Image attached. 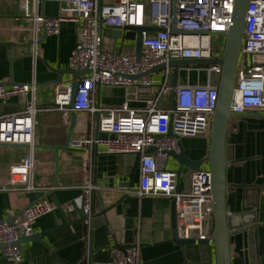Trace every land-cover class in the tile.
I'll use <instances>...</instances> for the list:
<instances>
[{
	"label": "built area",
	"instance_id": "obj_1",
	"mask_svg": "<svg viewBox=\"0 0 264 264\" xmlns=\"http://www.w3.org/2000/svg\"><path fill=\"white\" fill-rule=\"evenodd\" d=\"M44 2L58 4L55 16H46L40 8ZM176 24L179 29L206 31V34L173 33V0H20L21 14L31 22L30 39L36 42L40 30L46 35H57L61 25L70 21L77 30L76 43L70 53L72 69H88L79 78L72 108V81L59 82L54 87L52 104L40 105L36 82H0V104L25 96L24 107L16 112L0 113V143L27 145L26 155L20 163L8 170V185L3 189L40 191L33 183L34 131L36 116L49 110L61 111L69 125L70 113L90 116L89 135L72 140L76 148L102 147L107 153L140 154L139 183L129 193L137 196H165L175 199L176 233L180 239H210L213 227L214 196L211 192V171L203 168L190 174L189 187L176 190V175L168 167V151L178 153L182 138L210 137L213 113L217 100V84L221 68L217 62L196 66L205 73L204 84L177 85L174 108L160 107L163 98L171 101V70L159 71L153 78L151 70L170 60L219 59L220 44L231 23L233 0H176ZM245 13V33L242 39L231 112L235 115L256 110L264 112V0H250ZM145 26L158 31H144L141 56L135 50L111 52L103 48V27ZM219 39L214 40L215 37ZM32 56L36 60V47ZM222 45V46H223ZM214 47H217L215 50ZM97 86L121 87L124 100L117 105L95 103ZM171 103V102H170ZM172 136H168L169 126ZM154 148L153 152L148 149ZM80 202L86 214V241L91 235L92 191L91 182L82 187ZM43 191V190H42ZM41 192V191H40ZM71 206L68 205L67 208ZM56 209L47 197L18 211L12 224L0 222V243L6 244L4 257L14 263L21 262V251L13 245L20 236L33 233L39 216ZM111 262L88 264H139L140 245L134 242L125 252L115 250Z\"/></svg>",
	"mask_w": 264,
	"mask_h": 264
},
{
	"label": "crops",
	"instance_id": "obj_2",
	"mask_svg": "<svg viewBox=\"0 0 264 264\" xmlns=\"http://www.w3.org/2000/svg\"><path fill=\"white\" fill-rule=\"evenodd\" d=\"M20 0H0V82H36L37 100L40 105L50 106L54 87L59 82L73 81V75L60 71L70 69L69 57L73 50L77 30L73 22L62 23L59 34L46 35L36 47V60L27 54L25 43L30 39L31 22L21 14ZM59 6L55 2H44L40 11L46 16H55ZM40 35L43 34L42 29ZM103 48L107 51L135 50L133 41L122 40L111 35L108 27L102 28ZM31 51V49H30ZM153 78L159 79L161 73L155 72ZM179 85L204 84L205 73L195 66L179 68ZM9 85V84H7ZM94 93L95 103L117 105L124 100L121 87L99 86ZM27 97H25V100ZM171 101L160 104L167 108ZM19 98L0 105V113L21 110L24 106ZM90 116L76 113V124L71 140H81L89 135ZM68 125L61 111L49 110L36 116L34 142L33 185L40 191L56 195L60 209L39 216L33 225V233H41L64 222L79 219L82 186L97 180L98 189H105L109 198L106 204L118 199L125 189L117 184L127 180L134 155L107 153L102 147L70 150H54L45 146L66 144ZM185 153L192 159L204 157L208 153L209 138H182ZM227 145L231 147L235 159L245 157L244 162L230 164L226 171L228 191L226 209L228 215L243 214L238 222L244 226L230 233L231 264H253L250 253V238L254 242V264H264V112L251 110L231 119L227 133ZM26 155V148L0 147V186L8 185V170L18 164ZM168 167L175 169L176 162L169 158ZM204 169L207 167H203ZM192 171L186 170L179 183V190L189 187ZM242 179L248 185H257V206L253 214L244 211L243 191L233 187L240 185ZM139 183V171L134 177L135 189ZM131 194V193H130ZM125 201L128 217L134 219V239L140 245L139 264H216V254L211 243L179 245L172 239L171 201L169 197L142 196L132 194ZM49 198V197H47ZM28 205L25 192L0 188V216L4 219L14 216ZM70 205V208L67 206ZM64 212V213H63ZM109 224L96 218L91 225V235L86 241L87 228L81 223L62 227L41 238L42 242L25 241L20 245L21 262L7 260L0 251V264H88L111 262L116 259V251L107 248L97 250L91 259L90 245L94 248L113 246L118 243L122 233L115 228V213L109 214ZM251 231V233L249 232Z\"/></svg>",
	"mask_w": 264,
	"mask_h": 264
},
{
	"label": "water",
	"instance_id": "obj_3",
	"mask_svg": "<svg viewBox=\"0 0 264 264\" xmlns=\"http://www.w3.org/2000/svg\"><path fill=\"white\" fill-rule=\"evenodd\" d=\"M250 0H233V11L231 15V23L226 32H220L225 35V44L223 48V52L221 57L217 60L215 59H186V60H170L167 61L166 64H160L155 66L151 72H159L166 67H168L170 72V84H171V108H174L175 101V87L178 85V75L179 68L181 67H189V66H206L208 64H212L217 62L220 65L221 72L218 79L217 84V100L216 106L213 113L212 124H211V132L209 137V149L206 156L192 159L185 153V147L183 146L181 140H179L178 153L174 151H168L167 156L173 159L176 162V168L173 169V172L176 175L175 189H179L180 178L182 174L186 171H200L203 167H207L211 171V192L214 196L213 203V227L210 239H180L178 238V234L176 233V207H175V199L171 201V229H172V239L174 243L179 245L193 244V243H211L214 246L215 254H216V264H231L230 257V243L229 238L232 230L238 229L244 226L243 223H239L238 220L243 214H234L228 215L226 209V193L228 191V186L226 182V171L227 168L230 167V164H234L236 162H244L246 160L245 157L241 159H235L233 152L231 151V147L227 145V133L229 131L231 119L237 117L234 113L231 112V105L234 100L235 95V84H236V76L238 70V61L241 51L242 39L245 33V13ZM43 5V4H42ZM176 0H173V8H172V26L171 31L173 33H181V34H206V31H190L186 29H179L175 26L176 24ZM111 30V35L115 38L122 40L133 41L135 45V54L136 57L139 58L141 56V39L142 33L144 31H158L157 28L145 27V26H125L122 28L118 27H109ZM45 36L43 32L40 35V38L33 42L31 39H27L25 43V47L27 48V54H32V46L33 44H39ZM31 49V51H30ZM33 55V54H32ZM88 69H67L64 71H60V77L57 79V82L60 81L61 75L64 73H68L73 75L72 81V91H71V101L67 108H72L74 104V99L76 92L78 91L79 78L88 73ZM63 73V74H62ZM2 84H13V83H2ZM99 87V86H97ZM19 100L21 102H25V96H20ZM1 105V104H0ZM76 124V113H70V123L68 125L67 138L64 145L61 146H45L46 148L54 150L58 153L60 150H70L72 147L71 144V135L73 128ZM172 127L169 126L168 136H172ZM7 146L9 148H27V145L22 144H9V143H0V147ZM36 145H34L35 149ZM94 151H97V147L94 146ZM154 148L151 147L148 149V152H153ZM140 154L137 153L134 155V164L127 175V180L122 183H118V188L125 189L126 191L122 193V195L116 199L114 202L110 204H106L107 199L109 198L108 192L105 189H94L92 191V203H91V217L92 222L91 225H94V221L96 218H102V220L109 224V213L114 211L115 213V228L117 231H120L121 236L118 243L113 246H103L99 248H94L93 245H90L89 252L91 253V259L93 254L100 249L111 248L113 250H121L125 252L130 246H132L135 242L134 237V219L128 217L127 209L125 207V201L127 199H132V194L129 191L134 186V177L136 170L139 166ZM93 185H97V180H93ZM7 187H10L7 185ZM234 188H240L243 191V200H244V211H248V214H253L254 208L257 206V194L260 190V187L257 185H248L242 179L240 185L233 186ZM1 188V186H0ZM25 196L28 200V206L32 205L37 200L49 197V199L54 203L57 209H60V204L56 199V195L48 191H32L25 193ZM83 203L80 202L79 207V219L77 221H69L66 217H64V222L56 227L43 231L41 233H32L29 236H20L17 240L12 243L20 248L21 243L25 241H38L42 242L41 238L50 234L51 232L57 231L58 229L72 225L73 223H81L84 228H86L84 221L86 219V214H84L82 209ZM64 213V212H63ZM13 217L3 218L0 216V222L5 221L9 225L12 224ZM251 233V231H249ZM7 247L6 244L0 243V251H3ZM250 253L251 258L254 264V242L253 237L250 238ZM90 262H93L90 260Z\"/></svg>",
	"mask_w": 264,
	"mask_h": 264
},
{
	"label": "rangeland",
	"instance_id": "obj_4",
	"mask_svg": "<svg viewBox=\"0 0 264 264\" xmlns=\"http://www.w3.org/2000/svg\"><path fill=\"white\" fill-rule=\"evenodd\" d=\"M217 39H219V37H215L214 38V40H217ZM223 44L221 43L220 44V47H219V50L221 51V52H223V48H224V45L222 46ZM214 49L216 50L217 49V47H214ZM170 101V98H163L162 100H161V102H160V104H163L164 102H166L167 104H168V102Z\"/></svg>",
	"mask_w": 264,
	"mask_h": 264
}]
</instances>
